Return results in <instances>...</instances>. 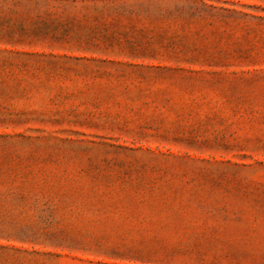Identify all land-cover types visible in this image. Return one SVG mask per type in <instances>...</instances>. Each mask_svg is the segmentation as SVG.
Returning a JSON list of instances; mask_svg holds the SVG:
<instances>
[{
  "label": "rangeland",
  "instance_id": "obj_1",
  "mask_svg": "<svg viewBox=\"0 0 264 264\" xmlns=\"http://www.w3.org/2000/svg\"><path fill=\"white\" fill-rule=\"evenodd\" d=\"M0 264H264V0H0Z\"/></svg>",
  "mask_w": 264,
  "mask_h": 264
}]
</instances>
